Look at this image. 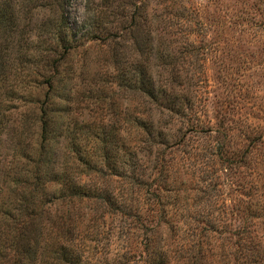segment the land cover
Instances as JSON below:
<instances>
[{
  "label": "trees",
  "instance_id": "16d2710c",
  "mask_svg": "<svg viewBox=\"0 0 264 264\" xmlns=\"http://www.w3.org/2000/svg\"><path fill=\"white\" fill-rule=\"evenodd\" d=\"M94 4L100 24L121 11L114 0ZM148 7L146 0L139 6L145 20ZM66 11L67 0H0V74L8 51L26 32L25 21L33 22L37 12L48 13L40 28L47 32L44 43H50L38 61L51 73L43 76L40 86L48 84L53 91L64 61L78 48L68 33ZM147 28L145 45L154 34L151 25ZM110 31L107 36L114 37ZM158 66L160 72L173 67L164 62ZM149 67L145 59L140 90L154 110L128 117L124 142L116 141L112 155L106 138L100 159L82 163L76 155L80 162H73V173L56 166L53 157L55 126L47 117L51 91L38 113L23 116L11 175L0 181V264H264V177L259 161L253 164L260 149L253 148L250 136L249 148L232 161L251 177L244 183L238 207L230 210L224 203L217 209L193 208L188 202H201L203 197L189 193L182 198L180 190L188 187L179 166L161 164L190 141L195 142L194 154L202 156L205 140L210 142V156L222 160L220 132L206 126L189 97L175 94L174 82L164 89L160 85L156 92ZM32 130L33 143H27ZM212 198L213 203L220 202L218 195ZM228 215H237L238 223L229 222Z\"/></svg>",
  "mask_w": 264,
  "mask_h": 264
},
{
  "label": "rangeland",
  "instance_id": "374dc122",
  "mask_svg": "<svg viewBox=\"0 0 264 264\" xmlns=\"http://www.w3.org/2000/svg\"><path fill=\"white\" fill-rule=\"evenodd\" d=\"M98 1L67 0L68 33L78 48L64 61L53 91L48 84L40 86L43 76L51 73L38 61L50 43H44L47 32L40 28L48 13L37 12L33 22L25 21L24 36L8 51L0 74V181L11 175L20 120L33 110L38 113L48 91L56 166L73 173V162H80L76 155L82 163L100 159L104 138L112 155L116 141L124 142L128 117L154 110L140 90L143 61L148 59L156 92L160 85L164 89L174 82L175 94L189 97L206 126L220 132L217 136L225 150L222 160L215 159L205 140L203 155H195V142L190 141V146L168 154L161 165L179 166L188 187L180 190L182 198L189 193L203 197L201 202H188L193 208L217 209L224 203L230 210L238 207L244 183L251 177L232 161L249 148L250 136L253 148L260 149L253 164L259 161L264 177V163L260 164L264 160V0H146L148 20L139 8L143 0H114L121 11L103 24L94 17ZM150 25L154 34L145 45ZM108 28L114 37L107 36ZM161 62L173 67L160 72ZM190 107H185L187 113L192 112ZM35 131L38 136V128ZM33 135L34 130L27 143H33ZM120 154L121 162L123 151ZM214 195L219 203L211 201ZM227 218L233 225L238 223L237 215Z\"/></svg>",
  "mask_w": 264,
  "mask_h": 264
}]
</instances>
